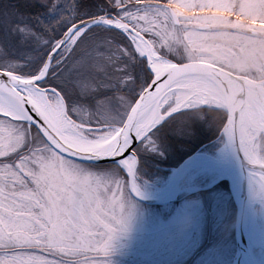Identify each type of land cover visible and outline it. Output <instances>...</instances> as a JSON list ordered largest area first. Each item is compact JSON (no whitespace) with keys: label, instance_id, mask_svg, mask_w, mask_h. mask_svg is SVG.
Instances as JSON below:
<instances>
[{"label":"snow or ice","instance_id":"6c2138e0","mask_svg":"<svg viewBox=\"0 0 264 264\" xmlns=\"http://www.w3.org/2000/svg\"><path fill=\"white\" fill-rule=\"evenodd\" d=\"M178 117L264 166V0H0V264H106Z\"/></svg>","mask_w":264,"mask_h":264},{"label":"rangeland","instance_id":"374dc122","mask_svg":"<svg viewBox=\"0 0 264 264\" xmlns=\"http://www.w3.org/2000/svg\"><path fill=\"white\" fill-rule=\"evenodd\" d=\"M214 127L209 119H196L193 117H178L176 122L169 125L158 136L160 137V149L163 150L164 154H170L172 160H174V164H171L168 168L178 166L180 162L194 152L209 151L215 153L225 145L221 131L217 128L215 131ZM167 134H170L169 138L165 137ZM177 145L178 151L174 150ZM165 159L167 160L168 157L165 156ZM111 166L105 165V167ZM169 173L170 170H163V173L153 172L141 176L137 170L136 182L140 185L147 182L160 184L161 180L166 179ZM120 176L121 178H127L124 170L120 171ZM209 181L210 178L199 176L196 178L195 183L200 187H206ZM210 188L209 191H204L203 194H199L200 190L184 193L180 195L178 200L161 205L162 211L160 213L157 211L160 206L133 201L131 199L132 195L129 196L128 199L132 209L127 230L118 234L113 240L112 251L106 258V264H143V261L148 258V254L144 249L147 246L146 242L150 240L149 237L144 235L147 230L162 228L161 235H155L156 238L151 236L152 240L157 239L158 242L162 240V243H158L159 248L163 247L164 240L166 247H176L177 251L189 242L188 237L194 235V232L200 235L202 239L207 235L210 236V224L213 223V229H215V221L220 222L221 220L222 207L228 215L227 234L229 241V247L223 254L212 252L193 255L186 251L183 254L171 252L157 255L161 258L164 256V261L167 264L189 261L190 259L194 261V264H232L236 252L234 237L236 205L234 196L226 180L214 184ZM193 194L194 196L199 195L192 198ZM194 243L192 242V244Z\"/></svg>","mask_w":264,"mask_h":264},{"label":"bare ground","instance_id":"6f19581e","mask_svg":"<svg viewBox=\"0 0 264 264\" xmlns=\"http://www.w3.org/2000/svg\"><path fill=\"white\" fill-rule=\"evenodd\" d=\"M251 171L253 180L248 171V209L251 219L245 228L246 240L256 264H264V202L254 196V191H258L259 186L264 184V172L256 169ZM199 176L210 178L211 184L226 180L233 193L238 189L237 171L225 145L215 153L196 152L182 167L173 170L168 178L162 179L160 184L136 183L140 189L139 196L150 201H162L197 189L199 186L195 180Z\"/></svg>","mask_w":264,"mask_h":264},{"label":"flooded vegetation","instance_id":"af4514ba","mask_svg":"<svg viewBox=\"0 0 264 264\" xmlns=\"http://www.w3.org/2000/svg\"><path fill=\"white\" fill-rule=\"evenodd\" d=\"M177 131V130H174ZM170 134L165 135V137H170ZM206 138V137H205ZM157 149L155 151H143L140 154V159H139V164H138V171L140 173L141 176L144 175H148L150 173L156 172V173H163V170H166L168 168V166H170L171 164H174V160H172L171 155L170 154H164L163 150L160 149L159 145H160V137H157ZM161 151H160V150ZM174 150L178 151V145L174 147ZM162 152V153H161ZM159 153V155H158ZM191 153V152H190ZM168 157V159L164 160V158ZM173 161V162H172ZM177 163V162H176ZM211 188L210 187H204L202 189H200L199 194H203L204 191H209ZM197 191V192H198ZM199 194H196L192 198H196ZM131 199L133 201H137L133 196L131 197ZM222 200V197L220 198ZM140 203H142L141 201H139ZM146 204V202H143ZM154 206H160V208L158 207L157 211H159V213L162 211V207L161 205L163 204H153ZM227 211L223 209L222 207V214H221V220L220 222H216V224H214L215 229H213V223H209L212 227H210L211 233L210 236H206L202 239V237L200 235H198L196 232H194V235H190L189 238V242L182 247L181 249H179L177 251L176 247H166L164 245V240H163V247L159 248L158 243H162V240L158 242L157 239L152 240V237H155V235L160 236L161 232H162V228L159 229H154V230H147L145 231L144 235L146 237H149L147 246L144 248L146 250V254H148V258L145 259V261H143V264H167L164 261V256L161 258L160 256H158L159 254H165V253H171V252H175L178 254H183L186 251H188V253L191 254H203V253H220L223 254L224 251L226 249H228L229 247V241H228V222H227ZM209 226V225H208ZM234 232H235V225H234ZM160 234V235H159ZM152 236V237H151ZM157 236V237H158ZM163 237V236H161ZM168 237V236H167ZM235 237V234H234ZM164 239V237H163ZM192 242L194 244H192ZM235 244H236V239H235ZM157 247V248H155ZM167 251V252H166ZM158 254V255H157ZM157 255V258L155 257ZM172 264H194L193 260H189V261H178V262H173Z\"/></svg>","mask_w":264,"mask_h":264},{"label":"water","instance_id":"95a60500","mask_svg":"<svg viewBox=\"0 0 264 264\" xmlns=\"http://www.w3.org/2000/svg\"><path fill=\"white\" fill-rule=\"evenodd\" d=\"M222 135L225 141L226 150L232 159V162L236 168L237 176H238V189L236 193L232 192L234 196V200H235V205H236V216H235L236 252H235L234 259H233V264H242V262H244L245 264H256V262L254 261L250 253L247 240H246V232H245V228L247 225H249L250 219H251L250 218L251 214L248 209V171L256 169V170H261L262 172H264V166L260 164L246 165L244 162L241 161L235 149L229 144L227 137L223 133ZM194 154L195 153L185 158L178 166L168 168V170H170L168 177L170 176L173 170L182 167L186 163V161L189 158H191ZM241 156H243V153H241ZM217 182L218 181L213 182L212 184H209L206 187H210L211 185ZM197 189H201V188H197ZM132 196L136 200L141 201V202L158 203V204L171 203L173 201H176L179 198V196H177V197L162 200V201H152V200L150 201L139 195L133 194Z\"/></svg>","mask_w":264,"mask_h":264},{"label":"clouds","instance_id":"9594fccd","mask_svg":"<svg viewBox=\"0 0 264 264\" xmlns=\"http://www.w3.org/2000/svg\"><path fill=\"white\" fill-rule=\"evenodd\" d=\"M254 196L264 202V184L259 186L258 191H254Z\"/></svg>","mask_w":264,"mask_h":264},{"label":"trees","instance_id":"16d2710c","mask_svg":"<svg viewBox=\"0 0 264 264\" xmlns=\"http://www.w3.org/2000/svg\"><path fill=\"white\" fill-rule=\"evenodd\" d=\"M205 119H208L207 117H205ZM215 128V131H216V127H214ZM214 128H213V132H214Z\"/></svg>","mask_w":264,"mask_h":264}]
</instances>
